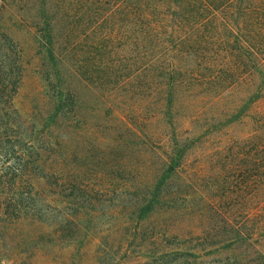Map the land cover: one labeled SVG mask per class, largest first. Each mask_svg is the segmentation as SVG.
Returning a JSON list of instances; mask_svg holds the SVG:
<instances>
[{
	"label": "rangeland",
	"instance_id": "obj_1",
	"mask_svg": "<svg viewBox=\"0 0 264 264\" xmlns=\"http://www.w3.org/2000/svg\"><path fill=\"white\" fill-rule=\"evenodd\" d=\"M185 1L128 2L156 4L147 19L124 0H47L76 93L55 132L44 62L13 31L27 64L18 92L3 74L0 264H235L194 248L264 246V97L243 107L260 77L249 52L235 76L225 68L227 22L248 28L232 13L197 27L205 10ZM169 157L182 165L163 181Z\"/></svg>",
	"mask_w": 264,
	"mask_h": 264
},
{
	"label": "trees",
	"instance_id": "obj_2",
	"mask_svg": "<svg viewBox=\"0 0 264 264\" xmlns=\"http://www.w3.org/2000/svg\"><path fill=\"white\" fill-rule=\"evenodd\" d=\"M129 1L132 0H124ZM150 1V0H149ZM187 1V2H186ZM185 4L189 7L196 5L200 8H204L205 14L190 15L192 21L197 27L205 24L208 20L216 18L218 13L229 14L232 13V17L239 16V20L236 25L240 26V20L242 24L247 27V32L249 33L250 40H246L242 32L243 29H238V33L235 31L234 27L231 26L230 21L227 22V27L230 29V36L237 40V46L231 45V41L226 39L227 47L224 52L227 54V60L225 63L226 71L230 74L229 76H235L236 73L243 70L246 66V59L248 58L246 54L250 55L252 68L259 75V87L251 97L243 103V107H248L249 104L256 102L264 97V0H186ZM193 1V2H192ZM148 2V0H147ZM157 3V1H155ZM153 3V2H152ZM142 6L129 5V15L134 14L135 7H140V10L144 18H149L151 14L156 15V4L142 3ZM184 5V3L182 4ZM154 6V7H153ZM180 6V4L178 5ZM155 12V14H154ZM47 0H0V98L4 96L5 81L3 74L6 71L13 73L14 77V87L15 91L18 92L22 86L24 71L27 62L24 56V46L15 36L13 32L16 28L17 30L23 28L26 29L31 35L32 40L35 45L36 56L41 58L44 62L45 71L44 74L48 80L49 86H53L50 96H48L50 104L53 106V115L51 119H56L53 122L51 128L54 132L58 128L62 129L61 117L68 107H75L76 104V93L72 89L66 87L64 83V67L63 60L56 52L55 46L56 42L55 27L53 23V16L49 14ZM199 13V11H198ZM221 16V15H220ZM152 18V17H151ZM189 19V16H188ZM187 19V20H188ZM250 26V27H249ZM239 28V27H238ZM236 44V43H235ZM252 47H250V46ZM245 51V53H244ZM164 86L171 88L173 86L172 77L169 75L166 79ZM225 80H223L224 82ZM231 82H226L221 89L224 93L228 92L232 88ZM172 94V93H171ZM172 106V105H171ZM242 107V108H243ZM232 118L239 113L234 110ZM230 115V114H229ZM240 117V116H238ZM168 170L162 177L163 181L170 180L178 173V169L182 165L183 158L169 157ZM158 183V187H162L167 183ZM160 185V186H159ZM160 190V189H159ZM238 238L243 239L242 235ZM236 241H232V243ZM199 249H195L196 252L203 251L204 248H211V250L217 252H223L227 250L234 259H238L235 264H245L252 260L253 255L258 254L260 258L256 260V264H264V246L263 245H208L203 246ZM245 248L246 251L242 252L240 249ZM260 247V248H257ZM213 248V249H212ZM245 261V262H244Z\"/></svg>",
	"mask_w": 264,
	"mask_h": 264
}]
</instances>
